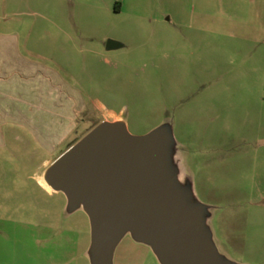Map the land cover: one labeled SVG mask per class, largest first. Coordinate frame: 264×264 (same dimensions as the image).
<instances>
[{"label":"rangeland","instance_id":"374dc122","mask_svg":"<svg viewBox=\"0 0 264 264\" xmlns=\"http://www.w3.org/2000/svg\"><path fill=\"white\" fill-rule=\"evenodd\" d=\"M5 28L37 70L0 121V264H95L84 209L36 176L105 119L161 128L218 257L264 264V0H0ZM112 263L161 264L128 234Z\"/></svg>","mask_w":264,"mask_h":264},{"label":"water","instance_id":"95a60500","mask_svg":"<svg viewBox=\"0 0 264 264\" xmlns=\"http://www.w3.org/2000/svg\"><path fill=\"white\" fill-rule=\"evenodd\" d=\"M119 47L107 41L106 50ZM163 139L161 128L135 136L122 120L102 121L46 169L45 183L66 196L67 209H84L95 264H113L127 234L161 264H227L209 236L206 207L177 176Z\"/></svg>","mask_w":264,"mask_h":264},{"label":"crops","instance_id":"0c3cea01","mask_svg":"<svg viewBox=\"0 0 264 264\" xmlns=\"http://www.w3.org/2000/svg\"><path fill=\"white\" fill-rule=\"evenodd\" d=\"M21 46L16 32H11V30L7 28L4 30L0 29V121H3L4 117L8 115L9 108L16 107V109L19 110V105L21 103L19 99L20 95H17L16 92L13 93L9 91V88H18L21 84H25L28 77H35L34 73L37 70L35 64L26 62L25 56L21 52ZM23 106L25 108L26 105L24 104ZM32 106L35 107V105L30 103L29 108H32ZM17 113H19V111H17ZM17 119L19 120L18 117ZM103 121L108 120L105 119ZM72 145L68 146L67 150ZM60 156L61 154L59 157ZM54 161L55 160L46 165L45 168L42 169V172L36 176L37 183L48 193H51L52 190L48 188V185V187L44 185V173Z\"/></svg>","mask_w":264,"mask_h":264},{"label":"bare ground","instance_id":"6f19581e","mask_svg":"<svg viewBox=\"0 0 264 264\" xmlns=\"http://www.w3.org/2000/svg\"><path fill=\"white\" fill-rule=\"evenodd\" d=\"M44 185H45L46 187H48L46 183H44ZM48 188H49V187H48ZM49 189H50V188H49Z\"/></svg>","mask_w":264,"mask_h":264}]
</instances>
